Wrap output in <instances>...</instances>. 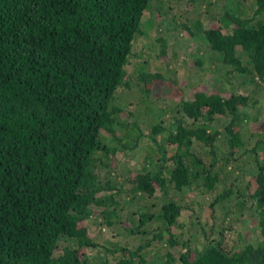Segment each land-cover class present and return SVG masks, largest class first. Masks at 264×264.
Segmentation results:
<instances>
[{"label": "trees", "instance_id": "16d2710c", "mask_svg": "<svg viewBox=\"0 0 264 264\" xmlns=\"http://www.w3.org/2000/svg\"><path fill=\"white\" fill-rule=\"evenodd\" d=\"M186 3L173 29L257 89L154 93L153 0H0V264H264V0Z\"/></svg>", "mask_w": 264, "mask_h": 264}, {"label": "rangeland", "instance_id": "374dc122", "mask_svg": "<svg viewBox=\"0 0 264 264\" xmlns=\"http://www.w3.org/2000/svg\"><path fill=\"white\" fill-rule=\"evenodd\" d=\"M162 1V10L158 12V2L157 0H153V4L155 5L152 10L154 11V14L151 16L149 12L146 13L145 18H151L154 23L158 22L162 24L163 26L168 25L169 29L165 32L158 31L155 27H152V30H147L142 33H139L135 36L134 39V62L137 64H141L142 66H145L146 69L153 71L154 70V62L153 58L155 55L158 54L159 50V44L157 42V37L163 36L165 39V42H168L167 49H171L173 45H175V51L178 54V67L174 66L173 63V56L169 55L170 58V64H167V68L170 70L172 68L176 67V73L175 77L173 75V78L177 80L178 86H171L170 90L168 92H165L164 87H161L158 90V87L154 89V93H161L165 96L172 97L173 99H177L179 97H187L188 95L192 94L194 91L198 89H221L225 91V93H230L233 91H251L250 88L252 87L254 89H257L258 86L255 87V84L251 87V83H242L239 85V80H242L240 75H233L227 73V67H219L218 69H214L216 65L219 66V63L216 59L215 51H212L208 45L204 43H200L198 39L192 38L191 36L187 35L186 33H183L180 29H173L176 26V22L178 20H181L183 17V12L186 10L187 12H191L194 7L189 6L186 3V0H164ZM213 2V1H212ZM157 6V7H156ZM216 5L213 4L212 8L208 13H204L202 11L201 17L203 18L202 23L203 24H210L211 15L214 12H218V7H215ZM204 13V14H203ZM179 30V31H178ZM172 50V49H171ZM195 54H199L203 56V60L205 62L206 67H210L209 69H204L201 71H187V66H191L193 64V60H195L194 56ZM157 60V59H156ZM158 61V60H157ZM186 63V64H185ZM133 65V64H132ZM158 65V63H156ZM132 67L129 65V70H131ZM165 69V70H166ZM156 70V69H155ZM166 72L169 74L171 71ZM216 79H218V82H215ZM144 106V104H142ZM256 113L255 115H258V111H253ZM253 118V117H252ZM251 120V119H250ZM245 124V123H244ZM249 121L245 126L243 127V136H248V131L252 130L254 128V125H248ZM98 227V226H97ZM96 227V228H97ZM101 231L104 236H110V232L107 230H104L101 228Z\"/></svg>", "mask_w": 264, "mask_h": 264}]
</instances>
